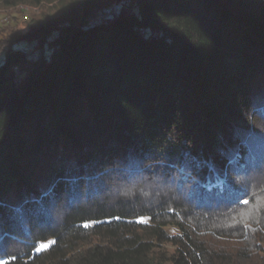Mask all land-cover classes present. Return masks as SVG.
<instances>
[{
    "label": "trees",
    "instance_id": "trees-1",
    "mask_svg": "<svg viewBox=\"0 0 264 264\" xmlns=\"http://www.w3.org/2000/svg\"><path fill=\"white\" fill-rule=\"evenodd\" d=\"M57 1L0 30V258L264 264V0H0Z\"/></svg>",
    "mask_w": 264,
    "mask_h": 264
},
{
    "label": "rangeland",
    "instance_id": "rangeland-1",
    "mask_svg": "<svg viewBox=\"0 0 264 264\" xmlns=\"http://www.w3.org/2000/svg\"><path fill=\"white\" fill-rule=\"evenodd\" d=\"M97 2V6L102 7V11L100 14H94L89 17L88 23H97L103 20L106 17H109L114 14L115 8L124 4L122 0H94ZM130 0H128L129 2ZM60 1L55 3H43L42 5H30V4H20L14 7H6L2 2H0V30L2 28H9L13 30H18V32L22 35H26L29 32V21L43 16V14L49 15L52 19L58 20L60 17L64 15L63 9L60 8ZM107 10H111L112 14H108ZM2 35V31H0V36ZM21 47L26 48L28 52L32 49V46L27 47V45H21ZM33 57L37 56V53L32 54ZM51 242L42 243L39 245L40 249L41 245H48L46 248L50 246ZM168 249H173V247L168 244ZM167 264H171L167 262Z\"/></svg>",
    "mask_w": 264,
    "mask_h": 264
},
{
    "label": "snow or ice",
    "instance_id": "snow-or-ice-1",
    "mask_svg": "<svg viewBox=\"0 0 264 264\" xmlns=\"http://www.w3.org/2000/svg\"><path fill=\"white\" fill-rule=\"evenodd\" d=\"M245 203H247V201H245ZM47 246L48 245H41L42 248H46ZM0 264H9V261L8 260H5L3 258H0Z\"/></svg>",
    "mask_w": 264,
    "mask_h": 264
},
{
    "label": "built area",
    "instance_id": "built-area-1",
    "mask_svg": "<svg viewBox=\"0 0 264 264\" xmlns=\"http://www.w3.org/2000/svg\"><path fill=\"white\" fill-rule=\"evenodd\" d=\"M107 13H108V14H112V11H111V10H107Z\"/></svg>",
    "mask_w": 264,
    "mask_h": 264
}]
</instances>
